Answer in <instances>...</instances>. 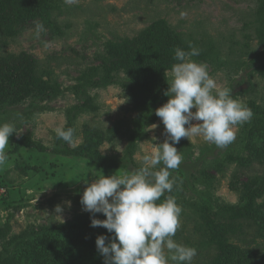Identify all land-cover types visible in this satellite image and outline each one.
<instances>
[{"label":"rangeland","instance_id":"1","mask_svg":"<svg viewBox=\"0 0 264 264\" xmlns=\"http://www.w3.org/2000/svg\"><path fill=\"white\" fill-rule=\"evenodd\" d=\"M56 1L58 8L53 13L52 23L57 25L60 34L44 26L37 37L35 25L40 23L37 17L15 26L12 38L5 40L0 32V40L5 41L0 59L9 53H26L38 61L39 67L52 70L50 82L56 85L57 91L45 98L41 90H29V94L22 95L16 102H12L9 92L6 99L0 98V124L11 123L15 128L6 148L9 161L0 168V178L7 181L12 201L8 210L0 204V229L4 230L5 241L30 228L56 227L55 238L60 241L58 250L71 256L75 264H102L101 257L89 259L77 249L76 242L68 241L70 228L61 225L73 226L78 216L91 214L83 211L80 204L87 184L100 174L107 177L116 172L138 170L142 167L143 155L151 152L153 144L163 143L167 134L160 118L153 113L146 120L142 138L130 144L129 133L141 103L127 95L123 85L131 83L124 72L114 76V83L90 92L98 106L96 113L83 107L87 94L79 92L75 86L81 70L100 63L95 55L103 52L106 41L134 37L152 23L165 20L173 30L172 35L181 38L184 51V44L186 51L190 50L189 42L200 50V55L191 59L206 64L217 85L231 89L232 98L240 100L253 112L250 122L236 127L234 142L224 149L193 136L181 138L174 145L183 159L177 169L170 170V178L175 179L173 191L164 194L175 196L182 208L180 228L173 239L196 249L192 264L213 263V258L221 250L225 251L224 243L264 255V237L255 222L229 224L214 214L220 206L244 204L239 192L231 189L232 181L238 187L241 182L264 172L262 157L261 161L249 158L250 147L256 143L258 135L263 133L264 137V48L254 36L259 19L264 17L261 0ZM169 72L170 69L164 71L167 88ZM80 107L84 111H78ZM68 110L70 116L73 112L80 113L75 120L74 144L55 135L56 128H67ZM152 117L154 122L150 123ZM83 124L95 129H116L112 141L97 147L109 169L101 170L88 162L83 149ZM63 152L69 154L66 156ZM15 163L28 166L27 174H20ZM3 196L5 191L1 188L0 198ZM163 199L161 197V201ZM261 200L264 195L255 198L257 202ZM57 205L63 209L60 214L54 212ZM56 215L62 217L63 223L54 217ZM216 225H223L221 238L213 236ZM92 240L93 235H87L85 242L90 244ZM2 242L0 239V251L4 246ZM168 264L175 262L169 260Z\"/></svg>","mask_w":264,"mask_h":264},{"label":"trees","instance_id":"2","mask_svg":"<svg viewBox=\"0 0 264 264\" xmlns=\"http://www.w3.org/2000/svg\"><path fill=\"white\" fill-rule=\"evenodd\" d=\"M58 6L56 0H0V32L5 36V40L12 38L20 23L26 22L33 17L39 19L40 24L49 28L54 34H60L54 21V12ZM261 14L264 16V0H261ZM52 18V19H51ZM51 19V21H50ZM172 28L165 20H159L152 23L147 28L139 31L134 37L119 38L117 40H108L103 44V52L96 53L95 58L100 60L98 65H89L81 70L75 88L82 93L87 94L84 98L83 107L96 113L98 106L94 104V98L90 92L96 89H103L107 85L114 83V76L119 72H124L127 80L131 83L124 84L127 89V95L133 101L140 102L137 108L138 115L133 120V129L129 133L130 144L137 138L144 135L145 123L155 110L167 102L164 93L167 91L164 71L171 69L174 63V49H182L183 44L180 37L172 35ZM254 36L259 45L264 48V17L259 19L258 26L255 27ZM185 43V42H184ZM5 41L0 40V51ZM185 51H186V44ZM183 50V49H182ZM1 57V55H0ZM53 75L49 67L38 66V61L30 58L26 53H9L5 58L0 59V98L6 99L7 92L11 93L12 102L23 98L30 91L41 90L45 98L55 94L56 85L51 84L50 78ZM44 78H47L44 80ZM30 90V91H29ZM46 92V95H44ZM80 107L78 111L84 108ZM74 110V109H73ZM87 111V112H89ZM80 113L73 112L70 116L69 110L66 112L67 128H75V120ZM69 115V116H68ZM69 122V123H68ZM154 118L150 119V123ZM116 129L102 130L95 129L87 124L81 128L84 137L83 149L86 150L89 163L97 166L101 170L109 169L102 161L101 155L97 152V147L105 142L112 141ZM77 132H75L76 134ZM250 159L261 161L264 165V137L263 133L258 135L256 143L250 147ZM63 152V155H68ZM214 163V162H213ZM213 166V165H212ZM211 167V166H210ZM15 168L20 174H27L28 166H21L15 163ZM230 187L233 191L239 192L244 202L236 206H220L214 213L219 219L227 220L229 224L235 221L255 222L258 231L264 237V200L255 201V198L264 195V172L260 176H253L246 182L237 183L232 181ZM4 189L5 196L0 198V204L3 209H9L12 206L11 191L7 181L0 178V189ZM161 201H157L159 203ZM211 209H208V211ZM11 215V213H9ZM72 225L63 224L62 227L70 228L67 232V240L76 242L79 251L89 259L102 258L100 261L104 264V257L97 251L95 240L99 235L111 236L103 227H91V218L93 214L81 215ZM96 219H105L102 214H94ZM224 225V224H223ZM223 225H216L217 229L213 231V236H219ZM9 228L8 226H6ZM214 228V227H212ZM56 227L41 226L30 228L19 236L12 237L11 241H5L4 230L0 229V239L4 245L0 251V262L3 264H75L71 256L62 250H58L60 241L55 238ZM212 230V229H211ZM87 235H93L90 244H86ZM107 243V241H106ZM12 245V248H10ZM225 251L221 250L211 264H264V255L259 256L254 252H245L237 246L224 243ZM57 248V249H56ZM100 264V263H95Z\"/></svg>","mask_w":264,"mask_h":264},{"label":"clouds","instance_id":"3","mask_svg":"<svg viewBox=\"0 0 264 264\" xmlns=\"http://www.w3.org/2000/svg\"><path fill=\"white\" fill-rule=\"evenodd\" d=\"M35 29L38 37L44 25L37 23ZM188 47L189 51L174 49V59L178 62L169 72L170 81L164 93L168 99L155 110L167 139L152 145L151 152L143 155L138 170L107 177L100 174L87 184L81 195L82 210L93 214L90 226L103 227L112 234L99 235L95 240L104 264H168L169 260L175 264H192L196 249L173 239L180 228L182 208L175 196L164 195L171 193L175 185L170 170L177 169L183 159L174 145L181 138L193 136L224 149L234 142L236 127L253 117L249 107L232 98L231 89L217 85L206 64L191 59L199 56L200 50L191 42ZM14 131L11 123L0 124V168L9 161L6 148ZM55 135L68 144L75 142V130L71 127H58ZM161 197H164L162 201ZM62 211L59 205L55 206V213ZM97 213L105 219L94 218ZM54 217L63 223L60 215Z\"/></svg>","mask_w":264,"mask_h":264}]
</instances>
